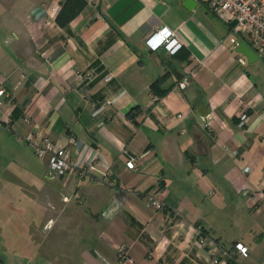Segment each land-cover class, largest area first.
<instances>
[{"label":"crops","instance_id":"1","mask_svg":"<svg viewBox=\"0 0 264 264\" xmlns=\"http://www.w3.org/2000/svg\"><path fill=\"white\" fill-rule=\"evenodd\" d=\"M63 2L0 0V200L14 218L0 219V262L232 264L224 249L264 264L262 58L204 0H82L59 23ZM159 27L174 55L146 45ZM29 132L96 169L49 175Z\"/></svg>","mask_w":264,"mask_h":264},{"label":"built area","instance_id":"2","mask_svg":"<svg viewBox=\"0 0 264 264\" xmlns=\"http://www.w3.org/2000/svg\"><path fill=\"white\" fill-rule=\"evenodd\" d=\"M207 8L217 18L228 25V40L232 44H236L239 37L245 38L250 47L264 61V0H204ZM146 45L151 49L163 48L168 53L175 51L180 45L172 30L165 27H159L145 38ZM239 60H241L239 58ZM242 61V60H241ZM193 72L183 75L176 85L179 88H184L189 83V75ZM86 78L91 77L90 71L84 73ZM111 73L104 74L103 79L108 80ZM6 93L0 86V105L3 102ZM109 102V100H106ZM175 116H180L176 113ZM240 118H244V114H240ZM25 140L29 143L31 150L36 158L43 161L47 168V173L51 176H61L70 171L76 172L77 175H84L88 171L95 170V164L92 162H79L72 156L69 148L65 145L58 144L46 135L35 132H29L25 136ZM73 138L69 137L68 142L72 143ZM134 157H129L125 160V165L129 168L133 167ZM248 167H244L247 171ZM99 180L105 184H113L112 180L107 176L104 170L99 171ZM145 203L155 209H161L163 202L157 196L147 193L144 196ZM68 196H62V200H67ZM197 232V240L202 242V236L199 235V228L195 227ZM218 248V247H217ZM233 248L237 255L246 256L247 247L241 242H234ZM222 254L227 259L233 260L232 264H242L236 261L235 254H231L224 249H220ZM118 255L125 260V248L123 245L117 247ZM212 261H216L215 257ZM0 264H4L1 263Z\"/></svg>","mask_w":264,"mask_h":264},{"label":"trees","instance_id":"3","mask_svg":"<svg viewBox=\"0 0 264 264\" xmlns=\"http://www.w3.org/2000/svg\"><path fill=\"white\" fill-rule=\"evenodd\" d=\"M77 1L82 2V0H64L62 6L60 7L59 11L55 16V20L59 23H62L63 21L66 22L71 16H73V14H75L82 6L81 4L78 5ZM65 13H68V15H66ZM64 14L66 16L63 17ZM179 48L180 46L175 51H173L172 54L174 55L179 50ZM159 79L157 78L155 82L158 81ZM163 91L164 89H160L158 93L160 94V92L162 93Z\"/></svg>","mask_w":264,"mask_h":264},{"label":"rangeland","instance_id":"4","mask_svg":"<svg viewBox=\"0 0 264 264\" xmlns=\"http://www.w3.org/2000/svg\"><path fill=\"white\" fill-rule=\"evenodd\" d=\"M2 201L3 200H0V219L2 220V221H11V220H14V218H11L10 217V215H11V212H9V210L8 209H3L2 207H1V205L3 206V207H5V208H7L5 205H3L2 204ZM8 206H10V205H8ZM12 208V207H11ZM13 209V208H12ZM14 211V210H13ZM15 212V211H14ZM13 214V213H12ZM14 216V215H13ZM15 220H19V218L18 217H16L15 218ZM25 233V232H24ZM13 244H15V243H13ZM27 244H30V242L27 240V241H23V243H22V250L24 251L25 249H28V247L26 246ZM60 246H62V244H60ZM23 253H25V252H23ZM35 261H39L40 260V258H39V253L37 254V256L35 257V259H34ZM54 260H55V262H57V264L59 263V264H61L62 263V261H63V258L61 257V256H58V257H56V258H54Z\"/></svg>","mask_w":264,"mask_h":264}]
</instances>
